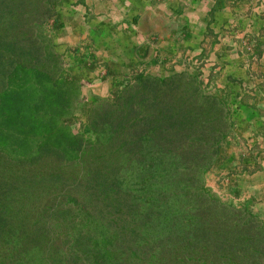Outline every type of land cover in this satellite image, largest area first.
<instances>
[{"label":"trees","instance_id":"obj_1","mask_svg":"<svg viewBox=\"0 0 264 264\" xmlns=\"http://www.w3.org/2000/svg\"><path fill=\"white\" fill-rule=\"evenodd\" d=\"M59 1L0 0V264H264V220L206 185L225 99L193 73L135 71L73 132Z\"/></svg>","mask_w":264,"mask_h":264},{"label":"crops","instance_id":"obj_2","mask_svg":"<svg viewBox=\"0 0 264 264\" xmlns=\"http://www.w3.org/2000/svg\"><path fill=\"white\" fill-rule=\"evenodd\" d=\"M55 19L57 51L81 85L97 82L96 96L113 93L141 66L155 76L168 75L169 66L225 99L233 129L206 184L222 189L211 175L218 168L226 195L255 201L264 219V163L257 165L264 159V0H60Z\"/></svg>","mask_w":264,"mask_h":264},{"label":"rangeland","instance_id":"obj_3","mask_svg":"<svg viewBox=\"0 0 264 264\" xmlns=\"http://www.w3.org/2000/svg\"><path fill=\"white\" fill-rule=\"evenodd\" d=\"M56 26V25H55ZM54 26V27H55ZM54 27L51 28V32H53L55 29ZM63 58H64V61L66 63V71L71 75V71L72 69L74 68V65H70V62L69 60H67L69 57H67V59L64 57V55L62 54ZM157 64H159V60H157ZM157 64L153 63V66H156ZM142 65V63H141ZM166 69V68H165ZM167 73L166 74H172V72H174V70H172V68L170 69V67L168 66V69H166ZM137 73H146V68L144 69L143 66H141L139 68V70L136 71ZM179 73V72H177ZM190 73V72H189ZM146 74H149V75H153L155 76L156 74L152 72V74L150 73H146ZM155 74V75H154ZM72 76V75H71ZM166 76V75H164ZM96 83L94 82H90V81H86V82H82V95H81V100H80V103L78 104L77 108H76V111L74 113V116L69 119L67 121V123L69 124V126L71 127L72 131L75 132V133H86L87 132V127H86V115H87V112H88V108L90 106V103L93 101L94 97L97 95H94L95 93L94 92H98L97 91V87H94V85H96ZM226 141H228L226 139ZM226 141H224V143L222 144L221 146V149H223ZM245 154V153H244ZM223 154H221V150H220V153H219V160L221 161L220 162V165H222V163L224 162L223 160ZM241 157V156H240ZM243 159V157H241ZM240 158V159H241ZM246 161V160H245ZM243 163V162H242ZM258 163L261 165H263L264 163V159L263 158H258V161H257V165ZM219 165V163L217 164ZM255 166L254 167V170L255 169H258V166ZM237 166H241V162H238L237 163ZM218 168H215L213 172H211L212 174L211 175H214L215 174V178L217 179V183L219 184L218 186L222 187L221 190H216L213 191L207 184V186L214 192L216 193L223 201H227V202H230L232 203L233 205H240V206H245L247 207L248 210H250L251 212H253L254 214L259 213L257 210L253 209L252 205L255 204V201L253 203H245L243 201H240L238 200L236 197H229V195H226L228 192L227 191H224L223 190V186H225V182H224V175L221 174V172H218L217 170ZM253 170V171H254ZM235 171V170H234ZM252 171V170H251ZM236 174L239 173V170H236L235 171ZM207 178V177H206ZM210 179V178H209ZM252 204V205H251ZM259 204V202H258ZM260 214V213H259ZM257 215V214H256ZM262 219V218H261ZM264 220V219H263Z\"/></svg>","mask_w":264,"mask_h":264}]
</instances>
